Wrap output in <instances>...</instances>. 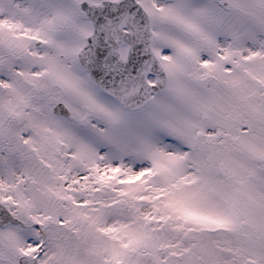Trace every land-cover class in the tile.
<instances>
[{
	"label": "snow or ice",
	"instance_id": "snow-or-ice-1",
	"mask_svg": "<svg viewBox=\"0 0 264 264\" xmlns=\"http://www.w3.org/2000/svg\"><path fill=\"white\" fill-rule=\"evenodd\" d=\"M0 264H264V0H0Z\"/></svg>",
	"mask_w": 264,
	"mask_h": 264
}]
</instances>
